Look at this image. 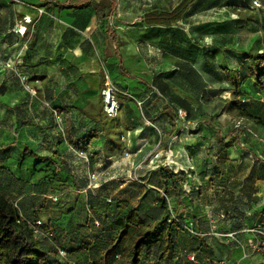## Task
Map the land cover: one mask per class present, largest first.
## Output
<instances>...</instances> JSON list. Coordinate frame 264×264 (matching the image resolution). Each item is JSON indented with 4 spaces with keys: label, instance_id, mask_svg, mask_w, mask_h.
I'll list each match as a JSON object with an SVG mask.
<instances>
[{
    "label": "crops",
    "instance_id": "obj_1",
    "mask_svg": "<svg viewBox=\"0 0 264 264\" xmlns=\"http://www.w3.org/2000/svg\"><path fill=\"white\" fill-rule=\"evenodd\" d=\"M49 1L81 5L99 0H0V193L45 245L41 264H98L105 244L117 233L115 221L128 212L117 208L118 202L136 209L148 225L158 223L163 216L156 205L163 191L159 172L166 167L187 175L179 196L171 200L176 215L195 219V235L179 231L166 260L150 254L144 264H189V252L201 262L263 264L264 251L251 254L255 236L249 231L264 226V95L254 86L243 58L263 53L264 37L254 34L245 41L247 52L228 55L235 64L229 69L244 81L237 96L240 107L253 118L228 111L234 87L223 70L222 78L196 69L200 82L221 94L195 107L184 124L174 111V106L181 108L179 94L167 97L148 81L112 71L123 59L117 31L128 24L118 17L123 0H115L116 11L109 19H99L93 6L59 10ZM25 16L34 22L21 37L13 30ZM138 20L146 28L166 30ZM245 22V30L237 21L232 31L242 36L244 31L256 32ZM109 29L115 30L117 42ZM222 33L225 39L217 41L234 46L241 42L234 43L230 30ZM107 72L119 88L121 104L111 118L103 104ZM18 75L29 79L36 95L25 90ZM188 98L192 106L199 103ZM215 114L222 117L215 119ZM104 117L114 119L115 125L102 127ZM115 126L121 129L119 135ZM86 135L94 137L84 148ZM157 147L168 150L146 164L145 152ZM27 152L50 161L25 157Z\"/></svg>",
    "mask_w": 264,
    "mask_h": 264
},
{
    "label": "rangeland",
    "instance_id": "obj_2",
    "mask_svg": "<svg viewBox=\"0 0 264 264\" xmlns=\"http://www.w3.org/2000/svg\"><path fill=\"white\" fill-rule=\"evenodd\" d=\"M181 1H120L123 7L118 17L128 24L124 28L119 27L117 30L120 43L119 54H122L124 66L129 70L130 76L148 81L149 85L154 87L156 84L169 83L173 97L176 93L184 100H188L187 98L190 95L196 97L199 100L198 104L201 106L202 103H208L217 97L219 98V95L210 98H206V95L219 94L221 90H212L206 84L200 82L201 78L199 76L198 78L191 77L183 67L189 66L198 71H203V73L210 72L214 75L218 73L222 77L223 67L233 68L235 65L233 62V65L229 63L228 55L247 52L245 41L250 40L254 34L259 33L260 36L264 37V11L260 9L264 2L263 0H199L191 7L180 23L167 30L146 28L138 20L143 18V15L149 11L157 9L170 10ZM244 20L252 23L257 33L244 31L242 36L237 31H232L236 30L232 28L238 27L237 21L239 22V29L245 30ZM229 30L235 44L241 40L238 46L226 45L217 41L225 39L224 36H221L223 35L222 31L228 32ZM114 70L118 72L117 66L112 68V71ZM106 75L111 77L108 72L105 77ZM173 83H176L178 88L174 87ZM231 87L227 86L229 89H232ZM105 89L106 85H104ZM224 96L227 97L229 94L226 92ZM206 99L210 100L206 101ZM106 117L102 119V127L107 128V123L115 125L114 119L108 120ZM221 117V115H213L215 119ZM189 121L190 119L187 117L184 124H188ZM119 130L121 129L115 126L116 135H119ZM123 131L125 130L123 129ZM160 149L168 150V148L164 149L163 147ZM161 150L157 147L152 152H145L146 164L156 161ZM25 157L38 159L35 155H26ZM28 158H26L27 162L29 161ZM166 163L168 161H165ZM41 164L39 163L38 166Z\"/></svg>",
    "mask_w": 264,
    "mask_h": 264
},
{
    "label": "trees",
    "instance_id": "obj_3",
    "mask_svg": "<svg viewBox=\"0 0 264 264\" xmlns=\"http://www.w3.org/2000/svg\"><path fill=\"white\" fill-rule=\"evenodd\" d=\"M198 1L182 0L171 12L148 14L143 17V22L147 26H158L166 30L170 29L175 24L180 23L187 15L188 10ZM48 4H54L59 10H63L65 7L77 10L93 6L99 19H109L113 17L116 11L115 0L91 1L81 5L71 3L65 5L55 1H49ZM109 34L111 39L117 42L115 30L109 29ZM243 60L249 62V73L251 79L254 81V86L264 95V52L247 53ZM183 69L193 78L199 76L196 69L192 67L184 66ZM222 69L229 84L234 87V92L232 93L233 99L229 103L228 111H237L239 118H253L252 115L240 107V101L237 99L238 91L244 81L236 79L233 70L226 67ZM118 71L124 77H130L131 75L129 70L125 68L122 58L119 60ZM104 81L105 75L103 78L105 85ZM153 90L160 94H165L167 97L173 96L169 83L156 84L155 87L153 86ZM220 94L221 92L219 94L211 93L209 98ZM187 99H181V108L174 107L185 109L187 117L190 119L195 112V107H198L199 104L195 103L192 106V103L189 101L191 98ZM254 119L260 122L259 119ZM231 132L234 133L235 131ZM172 136L173 133L166 136L167 140L164 146H167ZM93 137L92 135H86L82 139L84 148H87ZM26 155L34 154L27 152L25 153ZM49 161V159H38V162L42 163ZM159 174L162 180L163 191L158 194L156 205L159 206V211L163 214L162 219L156 224L148 225L139 216L136 209L130 208L128 203L118 202L117 208L128 210V212L125 216L115 221L114 225L117 227V233L111 242L105 244L101 260L98 264H144V258L150 254H154L161 262L166 260L165 258L171 254L177 243V233L182 230L186 231L185 225L190 222L184 221L180 216L176 215L175 207L171 200L172 197L179 196V186H184L187 183V175L183 172L175 173L168 167L161 169ZM173 214L177 217V221H173L171 218ZM193 222L195 225V219ZM46 256L45 245L34 238L28 225L21 221L17 209L0 193V264H41V260L45 259Z\"/></svg>",
    "mask_w": 264,
    "mask_h": 264
},
{
    "label": "built area",
    "instance_id": "obj_4",
    "mask_svg": "<svg viewBox=\"0 0 264 264\" xmlns=\"http://www.w3.org/2000/svg\"><path fill=\"white\" fill-rule=\"evenodd\" d=\"M42 14H43V11L40 10L38 15H42ZM33 22L34 20L31 16H25L23 18V23L18 24L14 28L13 32L21 37H25L29 31L28 25H32ZM18 78L20 79L26 91H28L29 93L33 95H36L37 91L29 83V79L26 76L18 75ZM105 80H106L105 81L106 89L103 92L104 112L107 117L111 118V117H115L121 109L120 101L116 97V94L119 92V88L108 75H106ZM138 105L141 106L142 103L138 102ZM174 111H175L178 121L180 123H184L187 119V112L183 109H177V108H175ZM191 169H193V167H191ZM171 218L173 219V221H177V217L174 214L172 215ZM37 224L41 225V222H38ZM185 230L188 233L195 235L194 222L193 221L188 222L185 225ZM249 232H251L255 236L250 246L251 254H259L263 252L264 251V226L262 225L257 226L256 228L250 230ZM228 237L234 238V234H229ZM186 260L189 264H229L225 260L201 262L198 259L197 255L192 252H189L186 254Z\"/></svg>",
    "mask_w": 264,
    "mask_h": 264
}]
</instances>
